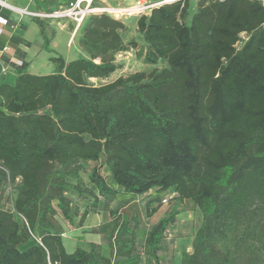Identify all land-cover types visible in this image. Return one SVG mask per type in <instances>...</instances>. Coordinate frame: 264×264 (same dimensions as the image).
<instances>
[{"label": "trees", "instance_id": "1", "mask_svg": "<svg viewBox=\"0 0 264 264\" xmlns=\"http://www.w3.org/2000/svg\"><path fill=\"white\" fill-rule=\"evenodd\" d=\"M190 3L138 17L144 63L166 62L148 74L90 83L114 74L117 55L137 47L124 41L122 19L106 14L89 16L77 32L87 58H52L56 73L45 76L15 62V85L0 86V264H140V217L109 203L150 192L190 200L202 215L180 264H264V6L197 0L191 14ZM89 163L99 165L85 181ZM15 184L6 209L4 190ZM160 207L150 198L145 217ZM101 212L110 220L94 232L111 256L94 243L68 253L52 219H78L81 228ZM179 214L174 206L148 230L143 254L153 264Z\"/></svg>", "mask_w": 264, "mask_h": 264}, {"label": "rangeland", "instance_id": "2", "mask_svg": "<svg viewBox=\"0 0 264 264\" xmlns=\"http://www.w3.org/2000/svg\"><path fill=\"white\" fill-rule=\"evenodd\" d=\"M149 1L155 2L156 0ZM190 2V12L193 14L196 11L197 0H190ZM54 20L55 19H43L46 28H48V30L52 33L55 32V28H59L57 23L50 25ZM137 20V17L122 18V21L127 26V30L122 33L124 41L126 43L135 41L137 47L129 48L126 52L117 55L116 61L120 68L114 74L104 80H91V84L102 85L112 82L119 77H126L137 72H145L148 74L154 68L162 69L166 67V62L164 61H161L157 66H151L144 63L143 54L145 44L137 31ZM62 21H66V19ZM71 24L74 23H68V27H72L74 29L75 26H72ZM36 30V28H31L28 32V37L33 42V47L29 50L27 57V61L29 62V73L39 76L52 75L56 73V65L51 61V59L58 56H62L67 61L87 58V54L84 50H78V48H80L78 44L79 33L75 34V41H71L69 46V34L61 35L58 40V45L54 48L51 47L52 51H47L42 48L43 39ZM96 165L98 166L99 164L89 163L86 165V173L82 175L85 181H87L88 172H90V170ZM101 172L105 176L108 175V171L105 167L101 169ZM4 191V207L6 209H12L13 201L17 193L16 184L13 186H7ZM176 196L177 195L172 193L157 195L153 192L140 197L121 194L113 202L109 203L110 207L113 205L115 210L120 211V213L124 215H138L140 217L141 226L137 234L138 244L141 243V239L148 231L147 229H150L153 224H156L161 218L165 217L174 206L180 210V214L177 216L174 226L166 233L164 249L159 253L160 264H179L183 252H192V240L202 221V215L192 201H184L181 203L176 200ZM70 197L75 204H84L83 202L76 200L75 195L70 194ZM152 197H158L161 199V207L153 217L146 218L144 210L145 203ZM164 200H167V203H164ZM16 218L18 222L22 224V220H20V218L18 219V217ZM52 222L56 228L66 234L67 239H64V245L69 253H72L77 247L86 248L90 241L95 240V229L106 223L103 221L101 213L98 216L91 214L89 218H87L84 228L82 229L76 227L78 219L74 220V225H69V223L63 220L60 216L52 219ZM99 223L100 225L98 226L97 224ZM102 237L103 241L107 243V239L103 234ZM75 242H78V246L76 247L73 246ZM138 249L145 259V264H153L150 258L143 254V246L138 245Z\"/></svg>", "mask_w": 264, "mask_h": 264}, {"label": "crops", "instance_id": "3", "mask_svg": "<svg viewBox=\"0 0 264 264\" xmlns=\"http://www.w3.org/2000/svg\"><path fill=\"white\" fill-rule=\"evenodd\" d=\"M4 1H6L7 3H9V4H11L17 8L27 9L30 12L49 13V12L59 10L60 8L65 6L71 0H32V1L4 0ZM100 2H102L106 6H110V7H114V8H127L129 6H132L134 4L135 0H100ZM0 16H3V17L8 19V24L5 27H3V33H2V35H0V86H2V85L14 86L16 83V75H15V71H14L15 62L17 60H23V61H26L27 63H29L27 61V57H28L29 50L33 47V42L29 39L28 32L31 28L32 29L36 28L37 29L36 31L41 36L40 29L38 26V20H41L43 24H44V22L42 19L32 17L30 15L21 16L18 13L11 12V11L5 10V9H3V10L0 9ZM126 18H128V17H126ZM54 23H57V25H59V28H55L54 33L49 31L48 28H46V26L44 24L47 35L50 38V48L51 47L54 48L58 45L59 37H61V35H63V34H65V35L69 34L68 46L70 45L71 41H73V42L75 41L74 29L72 27L71 28L68 27V23H72L70 20H66V21H62V20L55 21L54 20V21H52V23L50 25H53ZM71 25L74 26V24H71ZM27 43H29L30 46H27ZM4 47H7L8 50L3 51ZM42 48H43V45H42ZM79 49H81V48H78V50ZM76 53H78V52H76ZM64 60L66 62H70V61H67L66 59H64ZM3 69H5V71H3ZM0 111H3V108L1 106H0ZM120 195H118V196H120ZM118 196H117V198H118ZM185 201H190V200H185ZM110 208L115 210L113 205ZM99 214L100 213L95 214V215L98 216ZM89 216L87 218H89ZM131 216H129V217H131ZM101 217H103L104 222H108L110 220L109 213H107V212H101ZM97 225L99 226L100 223ZM82 228H84V225H83V227H81L79 229H82ZM147 230H149V229H147ZM147 232L144 235V237L141 239V243L138 244V240H136L137 246L138 245H140V246L144 245ZM62 237H63V243H64V239H67L66 234L64 232H62ZM94 237H95V240L90 241L89 243H94L96 245L101 246L102 255L109 258L111 256V250H110L108 244L103 241L102 234L96 233L94 235ZM77 243L78 242H75L73 246L74 247L78 246ZM74 251H75V249H74ZM189 253H191V252H189ZM140 264H145V259H144L143 255H141V263Z\"/></svg>", "mask_w": 264, "mask_h": 264}, {"label": "built area", "instance_id": "4", "mask_svg": "<svg viewBox=\"0 0 264 264\" xmlns=\"http://www.w3.org/2000/svg\"><path fill=\"white\" fill-rule=\"evenodd\" d=\"M32 1V0H26ZM176 0H163L160 2H150L149 0H135L132 6L127 8H114L104 5L100 0H71L65 6L57 11L45 13V12H30L27 9L17 8L4 0H0V9L9 10L11 12L18 13L21 16L30 15L39 19H55V20H70L74 23V34H76L79 28L83 25L85 20L92 15L106 14L115 19H122L126 17H140L142 15H148L154 8L159 7L165 3H171ZM264 6V0H257ZM8 24V20L3 16H0V35L3 33V27ZM8 48L4 47L3 51H7ZM17 65H21L22 62L17 60ZM5 71V69H3ZM167 203V200L163 201Z\"/></svg>", "mask_w": 264, "mask_h": 264}]
</instances>
